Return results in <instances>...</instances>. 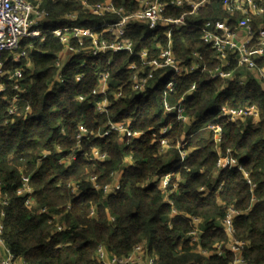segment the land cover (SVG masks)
Segmentation results:
<instances>
[{
  "label": "trees",
  "instance_id": "obj_1",
  "mask_svg": "<svg viewBox=\"0 0 264 264\" xmlns=\"http://www.w3.org/2000/svg\"><path fill=\"white\" fill-rule=\"evenodd\" d=\"M257 1L264 8V0ZM78 3L45 0L51 28L56 18L79 9ZM218 3L211 0L196 14L188 13V8H166L165 15L187 12L185 25L173 30L172 51L184 65L195 63L198 68L181 75L170 69L158 70L140 93L131 88L126 63L139 65L136 54L141 50L156 57L168 44L162 29L152 32L140 22L130 23L125 34L132 41L134 54L108 52L85 57L83 65L81 57L74 56L63 69L62 83L51 82L56 73L53 62L61 50L52 33L28 49L30 68L24 59L8 63V69L19 66L22 71L5 82L0 94V181L9 197L2 237L24 264H102L95 257L99 244L107 253L125 255L141 242L157 256L159 264H229L233 254L224 248L226 235L214 224L227 206L240 211L233 222L236 237L248 242L242 251L244 259L252 264L264 262V77L259 80L251 75L240 83L243 68L236 67L234 61L226 68L236 67L233 79L210 77L218 60L201 34L205 21L228 17ZM115 4L136 7L133 0H116ZM239 17L233 16L231 24ZM117 20L112 14L96 16L79 11L73 25L92 27ZM251 23L255 29L258 25L264 28V12L254 16ZM256 63L264 70V55ZM103 72L108 73L107 90L93 95ZM15 79L20 89L14 88ZM170 80L174 88L167 101L173 106L184 97V113L190 118L187 124L164 111L163 92ZM192 84L195 88L190 91ZM79 95L84 100L79 101ZM102 98L110 100V105L106 112L98 113L95 101ZM13 99L18 114L7 111ZM247 104L257 108L258 120L246 118L232 123L220 116L224 109ZM122 121L141 135L129 143L113 130L102 135L109 122ZM80 124L86 130L80 140L82 151H76V158L66 168L59 159L76 147ZM165 125H169L166 136L171 144L163 151L160 129ZM215 128L221 129L222 153L230 149L228 155L236 159L237 167L216 171ZM178 142L187 150L183 162L175 148ZM92 147L107 154L104 162L95 163L86 157ZM43 152L49 153L43 156ZM167 172L172 176L166 197L158 180ZM118 173L120 189L107 196L90 182L96 175L100 184H107ZM23 175L30 176L35 201L32 208L16 194ZM68 183L75 184L76 192ZM43 208L46 212L40 213ZM173 209L177 213L173 214ZM189 216L203 220L198 244L189 242ZM56 221L63 225L62 230L56 229ZM220 242L221 255H205L198 248L208 251Z\"/></svg>",
  "mask_w": 264,
  "mask_h": 264
},
{
  "label": "built area",
  "instance_id": "obj_2",
  "mask_svg": "<svg viewBox=\"0 0 264 264\" xmlns=\"http://www.w3.org/2000/svg\"><path fill=\"white\" fill-rule=\"evenodd\" d=\"M44 1L0 0V94L5 89V82L12 81L22 71V67L19 66L14 70L8 69V63H18L21 59H24V65L30 68L31 61L29 60L28 49L34 47L35 41H43L48 33H52L61 44V50L57 52L53 62L56 73L51 82L62 83L64 81L63 69L74 56L81 57V65H83L85 64V57H95L108 52L127 51L134 54L132 41L125 36L132 22L143 23L152 32L162 29V33L168 41L166 48H160L158 56L149 57L148 51L144 49L136 54L139 58V65L135 61L126 63L125 69L131 72L130 81L133 91L143 92L148 85V81L158 70L170 69L174 73L181 75L198 68L195 63H192L189 67L184 65L175 58L172 51L173 30L185 25L187 12L184 10L178 16H171L165 15V10L168 6H175L180 9L188 8V13L196 14L200 8L210 3L211 0H133L136 3V7L133 9H128L123 5H116V0H95L94 2L77 0L79 9L70 10L56 18L53 21L55 23L54 28L41 27L42 24L52 22L49 10L43 5ZM51 1L54 2L55 0ZM218 2L220 8L228 14V17L218 21H205L201 34V39L215 51V58L218 60V64L210 71V77L233 79L235 77V68L241 67L254 78L262 79L264 70L257 66L256 61L264 55V28L262 25H258L257 29H255L251 20L254 16H261L264 8L257 0H218ZM79 11L96 16L112 14L116 15L118 20L114 23H105L98 26L80 27L73 25L78 19ZM236 15L240 17L236 18L234 23L231 24L232 17ZM157 45L159 47V44ZM195 55L197 56L198 54L195 53ZM231 61L236 63V67L226 69ZM80 77L81 75H78L76 79L78 80ZM107 77L108 73L106 72L99 75L98 85L92 90L93 95H102L106 92ZM16 81L17 79H15L13 86L16 89H20ZM245 81L246 77H241L240 83ZM173 88V81H168L163 92L164 111L170 114L174 113L177 121L187 124L190 118L184 113V97H181L179 102L173 106L169 105L167 101V95L173 91ZM194 88L195 85L192 84L190 91ZM77 99L82 101L84 97L79 95ZM109 105L110 100L107 98L95 101V109L98 113L106 112ZM7 111L9 114H18L15 99L10 102ZM220 116L228 122L236 123L246 118H253L256 121L259 113L254 105L247 104L240 108L224 109ZM111 130L118 132L122 137H126L127 143H129L131 138H137L141 135L140 131L132 130L125 121L109 122V126L105 128L102 135L107 134ZM78 131L76 147L59 159V162L66 168L76 158V151H82L80 140L86 134V130L80 124ZM168 132L169 125L161 127L160 134L162 138H160V144L163 151L170 148L171 143L166 136ZM214 133L215 149L218 153L216 171L224 167H237L236 159L228 155L231 150L227 148L226 154H223L220 149L221 129L215 128ZM183 147L184 144L180 142L175 146L181 162L187 156V150ZM56 149L58 153L62 152L58 146ZM48 153L43 152V156ZM85 155L95 163H102L107 157L105 152L95 147H92L90 152ZM129 158L131 159V156ZM112 176V181L107 184H100L96 175L90 177V182L97 192L101 191L103 196H107L120 189V173ZM171 176L172 172H167L159 177L158 180V186L166 197L171 191L169 188ZM68 187L72 192H76L74 183H68ZM175 187L176 184L173 185V188ZM200 189L205 190L204 187ZM16 194L23 199L27 207L32 208L35 206L30 176L23 175L21 177L20 184L16 188ZM167 202L172 205V201L168 198ZM8 204L9 197L3 190V185L0 181V264H24L23 258L15 256L2 237L3 219L5 216L4 207ZM39 212H46V209H40ZM93 212L94 209L92 208L90 213L93 214ZM172 213L175 214L177 212L173 209ZM239 214V210L232 206H227L223 215L214 219V224L219 226L226 235L227 241L224 244V248L233 254L229 264H252L248 263L242 254L243 248L248 242L236 237L233 220ZM54 217L56 218L57 215L54 214ZM188 218L192 224V228L188 231L189 242L190 244H198L202 233L203 220L197 216H189ZM56 222V229L62 230L63 225L58 221ZM198 248L205 255H221L223 250L222 242L215 243L213 248L208 251ZM95 257L102 264H159L157 256L149 253L145 242L136 244L125 255L107 253L105 247L99 244L96 248ZM260 264H264V262Z\"/></svg>",
  "mask_w": 264,
  "mask_h": 264
},
{
  "label": "rangeland",
  "instance_id": "obj_3",
  "mask_svg": "<svg viewBox=\"0 0 264 264\" xmlns=\"http://www.w3.org/2000/svg\"><path fill=\"white\" fill-rule=\"evenodd\" d=\"M41 27L51 28V24L50 23L49 24H42ZM248 76H251V75L249 73H247L245 70H242L241 77H248ZM117 178H118V176H117Z\"/></svg>",
  "mask_w": 264,
  "mask_h": 264
}]
</instances>
